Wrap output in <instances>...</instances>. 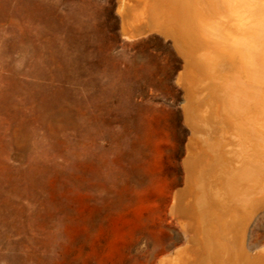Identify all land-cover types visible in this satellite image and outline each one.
Masks as SVG:
<instances>
[{
  "label": "rangeland",
  "instance_id": "rangeland-1",
  "mask_svg": "<svg viewBox=\"0 0 264 264\" xmlns=\"http://www.w3.org/2000/svg\"><path fill=\"white\" fill-rule=\"evenodd\" d=\"M203 2L195 3V15L206 53L194 57L202 55L208 79L196 78L193 91L172 35L153 27L128 37L121 0H0V264H264V207L256 210L264 201V139L249 130L258 142V174L249 172L237 187L241 205L212 213L194 205L202 190L217 205L227 191L228 174L215 166L237 156L246 162L250 151L243 142L239 153L221 149L227 142L216 143L212 122L199 141L201 129L194 132L190 122L205 119L213 87L227 80L213 71L222 67L225 49L239 55L245 75V57L256 45L264 67V31L234 27L242 9L264 13V0H214V9ZM170 5L128 0L126 16L146 20L150 8L163 13ZM224 114L239 134L244 116ZM184 160L200 172L190 196ZM203 167L214 176L203 175ZM214 177L217 188L204 187ZM213 229L220 235L206 253L203 242Z\"/></svg>",
  "mask_w": 264,
  "mask_h": 264
},
{
  "label": "bare ground",
  "instance_id": "bare-ground-1",
  "mask_svg": "<svg viewBox=\"0 0 264 264\" xmlns=\"http://www.w3.org/2000/svg\"><path fill=\"white\" fill-rule=\"evenodd\" d=\"M127 1L128 0H121L120 11L123 14V23H124L125 34H127L128 37H133V36H138L140 34H143L146 31H148L149 28H153V27L159 28V30H161V32H163L165 35H170V36L172 35L173 40L175 41V45H176L177 49L182 54V56H183V58L185 60V69H184L183 72H181L182 75H184V77H182V76L181 77L184 78V81L186 82V86H193V84L195 83L196 78L198 79L201 76L202 77L206 76V75H204V76L201 75V74L205 73V72L202 73V71H205L204 65H203V63L205 64V62H204V60H202V58L200 56H202L203 55L202 53L205 52V51L202 52V48L205 49L207 45H206L205 42L201 41V38H200L202 32L205 31V30H201L200 29V28H203V27H200V24H201L200 22H202V21L199 19L200 18L199 14L195 15V12L197 11V8L195 7V3L198 2V0H194V1H196L195 3L193 2V0H168V1L171 2V5L170 6H165L166 9L164 8V12L163 13L160 12V9L158 7H155V6L153 7L152 6L153 8H150L151 14H150L149 18L146 19V20L142 16H140L138 14H137L138 16L136 15L134 17H131V16L127 17L126 16V4H127ZM204 1H205V3L203 2L204 5H206L209 8L213 7L212 3L214 2V0H204ZM184 2H185V4H186V2L189 4V6L187 8H186L185 4L183 5ZM218 2H219V0H218ZM218 6H219V4H218ZM228 6H226V7H228ZM219 7H221V6H219ZM212 9H214V7ZM221 9H220V11H221ZM260 9H263V8L260 7ZM216 10H217V8H216ZM212 11L213 10H211L210 12H212ZM159 13L160 14H165V17H164V19H162V21H160L157 18ZM224 13H222V14H224ZM206 15H208V13ZM208 16H210V14ZM204 25H205V23H204ZM228 30H229V27H228ZM231 31H232V29H231ZM198 39H200V40L197 41ZM252 41H251V43H254ZM261 44H262V42H261ZM252 46H253V49L250 51V54H247V53L246 54L249 55V56H255L257 58V51H255V50H257L259 47L257 46L258 47L257 48L256 45L254 46L253 44H252ZM197 50H199V51L201 50L200 52H201L202 55H200L198 57V58H201V59H198V58L194 57V53H196ZM227 50L225 49V51H223V52L221 51L222 53H221V56L219 57V59L217 58V56H215L217 53L211 55V58H212V61H213V65L215 64L217 59H218V63H219V61H222L221 62L222 63V67L220 69H218V71H217V68H214L213 71L215 72V74H217V72L221 73V75H220L221 77L225 75L227 80L229 79L228 77H230L232 75H236V78H234L235 80L233 79L232 82L230 81L231 83H228V81L230 79L228 81L227 80L222 81V85H220L219 89H218V87H215V88L213 87V89H214L213 93L214 94L211 95L209 93L211 95V100L208 101L209 102V110H208L209 112L206 110L207 111V115H205L204 117L202 116L205 119L199 120L200 117L199 118H192L190 120V122L192 124V128H193L194 132H197V130L199 132V129H201V131L198 133L199 136H200L198 138L199 141H201V139H202L201 136H203V134H206V132H208V128L209 127L211 128V125L209 124V122H212V124L214 126L212 128L214 129V131L217 132V135H220L219 136L220 139H218V140L216 139L217 140L216 143L217 142L220 143V140H222V141L224 140L223 141L224 143L227 142V144H225V146L221 147V149L225 150V148H226L225 151L228 150V152L231 151V152L239 153V150L242 147L241 144L243 142V143H245L244 144V149L247 150V154H249L248 152L250 151V155L247 156V158L248 157L249 158H248V160L246 162H244L245 158H239L238 156L236 158L230 156L231 158L228 159L227 162H222V161H220L221 157L219 156L218 161H220V162L218 163L217 166H215V169L217 168V170H222V171H224L223 173L228 174V176H227V181H228L227 191L226 192H222L220 194L221 199H220L219 205L212 204L210 202V200L208 199L207 195H205L204 190H202V192L197 197L199 199V200H197L198 203H196L195 205L193 204L194 208L195 207H198V208H202V207L203 208H207V207H209V209H210V211L212 213H217L216 211L220 212V211H223V210L224 211L228 210L230 204L241 205L240 204V202H241V198L240 197H241L242 194L237 193V187L240 186L239 184H241L243 182V180L246 177H248V175L250 173L251 174L249 175V177L252 175V173L253 174L255 173V171H254L255 168L254 167H256L257 164H258V163L257 164L255 163L256 166L254 164V161L256 162V160H257V159L255 160V158L258 157V150H257V146H256V144L258 142L256 143V142L253 141V139L250 137L249 130L253 129L255 134L253 135L252 132H251V134L257 140L260 141V139H262V138L264 139V119L259 117V111L256 110V109H248V108L245 109V107L241 106L240 104H238L236 102L235 97H236L237 93L240 91V88H239V84H240L239 72L241 73L240 75L243 76L245 71H243L241 69V65L242 64H241V60L238 57L239 55H236L235 53L230 52V51H232L231 49H229L230 51H227ZM218 52H220V51H218ZM248 52H249V50H248ZM205 53H204V55H205ZM211 58L209 60H211ZM207 65H209V63L207 64V62H206L205 66H207ZM216 66H217V64H216ZM261 67H262V65H261ZM262 68H264V67H262ZM192 71H193V73H192ZM221 77H219V78H221ZM232 77H235V76H232ZM179 79H180V77H179ZM206 79H208V77ZM213 80H214V77H213ZM202 81H203V78H202ZM226 81H227V83H226ZM182 82L183 81H181V83ZM203 82H202V85H203ZM196 84H195V86H197ZM212 84H214V83H212ZM202 85H200V86H202ZM209 85L211 87V83H209ZM210 87H209V89H210ZM196 89L197 88L195 87V91H196ZM201 89H199V90H201ZM225 89H226V91H225ZM204 90H205V87H204ZM206 90H207V88H206ZM193 91H194V86H193ZM197 92H195L194 94H199L200 91H197ZM202 92H201V94H202ZM189 94H193V93H191V91H190ZM201 94H199V95H201ZM196 96H198V95H195V97ZM204 96H206V95H204ZM192 97L194 98V95ZM202 98H204V97H202ZM202 98L200 96L199 97L200 100H199L198 97H197L198 101H200V105L202 104V101H204ZM201 99H202V101H201ZM197 104H199V102ZM206 104H207V102H206ZM203 106H204V104H203ZM205 107H206V105H205ZM201 108H202L201 110H204L203 109L204 107L201 106ZM223 108H225V110H228L231 113H234L235 115L236 114H239V115L243 114L242 112L246 111L244 113V115H240V116H244L245 123L239 124L238 127H236V129H237L239 134H234L233 133V131H232L233 123H232V121L230 119H228L225 116V114H224L225 110ZM198 109L200 111V108H198ZM205 109H207V108H205ZM204 111H202V112H204ZM192 112H196V110L192 111ZM185 113H186V111H185ZM195 114L197 115V113H195ZM201 114H203V113H201ZM204 137L206 138L205 140H207V137L206 136H204ZM196 138H197V136H196ZM196 148H197V145H195V142H192V141L188 142V150L190 152H193L194 150H196ZM218 149H220V148H218ZM218 149H216L217 151L215 150L216 154H218V152H220ZM261 154H263V152ZM207 158H208V156L207 157L205 156V159H207ZM251 159H253V161H250ZM185 164H186L185 165L186 166L185 167L186 168V182H187V186H188L187 196H190V194L192 192L191 188H192L193 180L195 179V177L200 172L195 166H193V164L188 162V160L186 161ZM249 164L251 166H253V168L248 169L249 168V166H248ZM257 171L259 172V170H257ZM202 172H203V175H206V173L208 174L209 172H210V175H211V173H212L210 170H207V169L204 170V167L202 168ZM257 174L258 173H255L254 176L256 177ZM212 176H214V174ZM216 181H217L216 178L215 179L212 178L210 180V182L208 180H205L204 187L207 188V186H208V188H210V190H214V189L217 188ZM245 181H246V179H245ZM218 183H219V181H218ZM218 183H217V185H218ZM234 209H236V208L234 207ZM232 213L234 215H237L239 213V211L238 210H234V212H232ZM202 218H204V217H202ZM201 220L205 221V219H201ZM202 223H204V222H201L200 224H202ZM202 228H204V227L202 226ZM209 233L210 234H209L208 237L205 236L206 239H204L205 237H203L205 242H203V240H202L204 245L206 243V248L207 249L204 248L206 253H207V251H209V247L211 245V242L213 240L217 239L219 237V235H220L218 233L217 229H213L212 232L210 231ZM199 239H202V238H199Z\"/></svg>",
  "mask_w": 264,
  "mask_h": 264
},
{
  "label": "clouds",
  "instance_id": "clouds-1",
  "mask_svg": "<svg viewBox=\"0 0 264 264\" xmlns=\"http://www.w3.org/2000/svg\"><path fill=\"white\" fill-rule=\"evenodd\" d=\"M234 27L241 31L250 29L264 31V13L257 17L247 9H242L234 17ZM240 47L247 51L250 49V44L241 41ZM244 64L246 74L240 81L236 102L245 108L264 110V68L255 56H246Z\"/></svg>",
  "mask_w": 264,
  "mask_h": 264
},
{
  "label": "water",
  "instance_id": "water-1",
  "mask_svg": "<svg viewBox=\"0 0 264 264\" xmlns=\"http://www.w3.org/2000/svg\"><path fill=\"white\" fill-rule=\"evenodd\" d=\"M164 37H166V36H164ZM166 38H169L171 41H172V43H173V40H172V38L171 37H166ZM174 46V45H173ZM175 48V47H174ZM183 65H184V63H183ZM183 70V66H182V68H181V70L180 71H182ZM182 86V85H181ZM183 87V86H182ZM184 103H185V101H184ZM185 160L183 161V168H184V171H185V176H186V170H185ZM186 178V177H185ZM185 183H186V179L184 180V185H183V187L185 186ZM181 188L182 187H180V188H178L176 191H175V194L174 195H176V201H177V203H176V205L174 206V208H173V210L177 213V214H182V212H183V206H182V202H183V193H181L180 194V191H181ZM261 207H264V201H261L259 204H258V206L256 207V210L258 209V208H261ZM255 210V211H256ZM249 222V221H248ZM248 222L246 223V230H247V226H248ZM246 230H245V236H246ZM189 231H192V230H190L189 229ZM193 238H194V236H192V237H190V242L194 245V240H193Z\"/></svg>",
  "mask_w": 264,
  "mask_h": 264
}]
</instances>
